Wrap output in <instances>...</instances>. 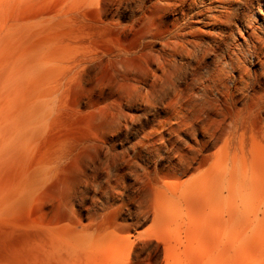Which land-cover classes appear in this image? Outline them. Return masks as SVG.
<instances>
[{"label": "rangeland", "instance_id": "374dc122", "mask_svg": "<svg viewBox=\"0 0 264 264\" xmlns=\"http://www.w3.org/2000/svg\"><path fill=\"white\" fill-rule=\"evenodd\" d=\"M178 3L0 0V264H264V3Z\"/></svg>", "mask_w": 264, "mask_h": 264}, {"label": "bare ground", "instance_id": "6f19581e", "mask_svg": "<svg viewBox=\"0 0 264 264\" xmlns=\"http://www.w3.org/2000/svg\"><path fill=\"white\" fill-rule=\"evenodd\" d=\"M179 2L175 5L180 9L181 18L183 19L185 27L191 24L192 20L200 22H207L213 25V29L219 31L217 38H214L213 49L207 48L203 51L205 55H209L212 51L216 53H224L225 49L222 47V42L228 45L229 30L239 29V25L255 32L254 21L255 5L259 4V10L263 8L264 0H173ZM217 8V9H215ZM177 10V9H176ZM214 10V12H212ZM7 11V10H6ZM247 11L251 13L250 18L247 17ZM9 13V12H8ZM264 15V12L261 11ZM255 36L256 34H253ZM200 39L199 37H194ZM193 53H197L194 50ZM162 67V66H161ZM4 69V68H3ZM161 80V79H160ZM159 81V79H158Z\"/></svg>", "mask_w": 264, "mask_h": 264}]
</instances>
